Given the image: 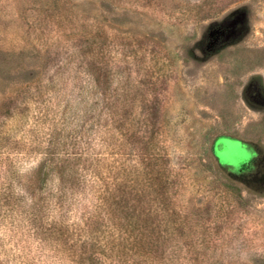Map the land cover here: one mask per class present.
<instances>
[{
  "label": "rangeland",
  "instance_id": "obj_1",
  "mask_svg": "<svg viewBox=\"0 0 264 264\" xmlns=\"http://www.w3.org/2000/svg\"><path fill=\"white\" fill-rule=\"evenodd\" d=\"M114 75L143 131L126 151L158 154L169 177L161 257L264 264V0H0V176L5 155L22 170L72 143L79 87ZM10 223L6 252L67 264Z\"/></svg>",
  "mask_w": 264,
  "mask_h": 264
},
{
  "label": "trees",
  "instance_id": "obj_2",
  "mask_svg": "<svg viewBox=\"0 0 264 264\" xmlns=\"http://www.w3.org/2000/svg\"><path fill=\"white\" fill-rule=\"evenodd\" d=\"M92 81L79 87V132L72 143L58 148L48 143L41 158L22 170L7 155L2 158L0 223L24 228L37 247L67 264L173 263L161 257V238L171 233L176 221L170 217L177 214L156 209L168 200L169 177L161 172L158 154L136 147L126 151L130 140L138 143L143 137L139 121L128 113L132 90L117 79L113 88L98 76ZM128 155L140 162L134 179ZM82 202L89 208L73 220ZM147 202L153 204L143 208ZM21 253L9 254L1 244L0 264H32Z\"/></svg>",
  "mask_w": 264,
  "mask_h": 264
}]
</instances>
